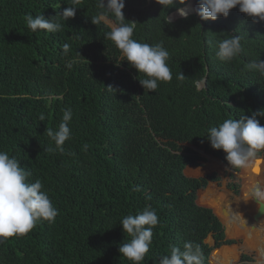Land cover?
Returning <instances> with one entry per match:
<instances>
[{
    "label": "trees",
    "instance_id": "16d2710c",
    "mask_svg": "<svg viewBox=\"0 0 264 264\" xmlns=\"http://www.w3.org/2000/svg\"><path fill=\"white\" fill-rule=\"evenodd\" d=\"M124 4L125 20L137 23L133 39L162 43L169 52L172 80L160 82L154 92L144 90L136 71L121 62L119 50L105 38L110 29L93 23L102 11L99 0H0V151L16 157L30 173L28 182L41 180L58 210L54 222L41 221L23 236L0 241V264H131L118 252L130 239L119 223L146 207L156 211L159 222L142 264H159L172 246L183 249L185 242L199 245L203 264H209L211 250L204 241L224 240L211 211L195 204L196 193L217 181L215 175L186 178L182 167L199 159L173 146L163 153L146 115L155 114L181 146L216 160L205 158L202 174L218 172V162L226 160L209 146L207 130L264 109V74L245 67L264 62V21L246 17L237 7L216 21L195 14L168 23L176 7L187 4ZM69 6L78 9L65 22L59 13ZM29 14L56 15L63 27L56 33L32 32L25 20ZM228 35L242 37V51L223 62L217 45ZM109 85L115 93L106 89ZM65 108L73 113L71 136L64 152L49 153L54 143L46 129L58 128ZM257 119L264 125V117ZM213 192L214 187L204 194L209 209ZM240 250L251 253L241 247L217 249L211 264H235ZM241 262L250 261L242 257Z\"/></svg>",
    "mask_w": 264,
    "mask_h": 264
},
{
    "label": "clouds",
    "instance_id": "9594fccd",
    "mask_svg": "<svg viewBox=\"0 0 264 264\" xmlns=\"http://www.w3.org/2000/svg\"><path fill=\"white\" fill-rule=\"evenodd\" d=\"M79 0H74L78 3ZM159 5H186L188 0H155ZM99 7L102 10L93 23L107 22L110 31L105 33V38L111 41L119 50L121 62L137 73L135 77L140 86L149 92H154L160 82L172 80V72L166 61L169 59V52L162 43L150 45L133 39V33L137 23L126 21L123 9L124 0H99ZM238 11L254 21H264V0H197V8L190 6L176 7V15L186 19L193 11L204 21H216L220 17L226 18L230 10L237 8ZM78 8L66 7L59 17L65 22L75 16ZM114 17V21L110 20ZM168 17V23L171 21ZM28 29L32 32L45 30L47 33H56L63 25L56 19V15L45 18L40 14L35 17H25ZM242 37L239 35H228L218 42L216 56L223 62H229L236 58L242 51ZM63 50L68 51L69 45L64 44ZM120 64V63H119ZM117 64V66H119ZM71 68L69 63L66 65ZM247 70H255L264 74V62H252L247 64ZM139 77V78H138ZM180 79L184 75L180 74ZM106 89L113 93L116 89L109 85ZM71 108L63 110L62 122L57 129L47 128L46 134L54 143L49 147V153L64 152L63 145L71 136L69 122L72 120ZM257 117H264V109H259L251 115H243L239 119H225L218 126L207 130V141L213 150H220L230 168H248L252 158L258 152L264 150V125H261ZM39 119L43 121L45 116L41 114ZM88 145L83 146L87 150ZM30 173L21 167L15 156H10L5 151H0V241L13 236H23L30 232L37 223L47 221L54 222L58 210L53 206L51 199L40 179L28 182ZM248 195L255 199L264 211V190L260 185L254 184L249 189ZM159 222L158 215L154 209L146 207L136 215H127L120 221L123 233L130 239L121 243L118 252L131 264H142L149 252L153 229ZM210 255V254H209ZM246 258V257H245ZM247 264V262H241ZM159 264H203V253L199 245L192 242H185L183 249L172 246L170 255L160 258Z\"/></svg>",
    "mask_w": 264,
    "mask_h": 264
},
{
    "label": "rangeland",
    "instance_id": "374dc122",
    "mask_svg": "<svg viewBox=\"0 0 264 264\" xmlns=\"http://www.w3.org/2000/svg\"><path fill=\"white\" fill-rule=\"evenodd\" d=\"M170 17L172 20L179 18L174 14ZM101 22L110 29L109 23ZM197 88H200L199 85ZM146 118L150 135L158 144H163V153L165 152L164 149L168 148L170 150L173 146L174 151H177V153L186 151L188 157L199 159L192 165L182 167V173L186 178L200 179L215 175L217 179V181L207 184L203 190L198 191L195 195L196 206L211 211L213 219L219 222L223 229L224 240L222 243L214 244L211 237L204 241L211 250L210 254L217 249H238L241 247L245 251L257 254L256 258L251 253L248 254L240 250L235 264H241L239 259L242 257L249 259L250 262H247V264H263L264 250L261 245L263 240L258 239L257 235L259 236L263 232L264 237V211H261L255 199L249 197L248 192L252 185L257 183L264 190V150L258 152L252 158L248 168H230L227 162L217 161L222 166L218 172L202 174V169L205 168V163H207L205 158L215 159L205 155L200 150L190 148L191 146L183 142L184 147L181 146L176 137L165 130L152 112H149ZM231 185H234L235 188L230 189L229 186ZM212 187L217 192L212 193V207L209 209L206 206L207 204L204 203V194ZM239 201L240 203H238ZM207 261L211 264L210 255Z\"/></svg>",
    "mask_w": 264,
    "mask_h": 264
},
{
    "label": "water",
    "instance_id": "95a60500",
    "mask_svg": "<svg viewBox=\"0 0 264 264\" xmlns=\"http://www.w3.org/2000/svg\"><path fill=\"white\" fill-rule=\"evenodd\" d=\"M186 6H190V7H191L192 9H194V10L196 9V5H195V3H194L192 0H190V2H189ZM173 14L175 15L176 12L173 13ZM173 14H171V15H173ZM171 15H170V16H171ZM191 15H195V11H193L192 14H190L189 16H191ZM170 16H169V17H170ZM180 19H183V18H180ZM175 20H176V19H175ZM175 20H172V19H171L170 23H171V22H174ZM167 22H168V18H167ZM191 147H192V146H191ZM193 148H194V147H193Z\"/></svg>",
    "mask_w": 264,
    "mask_h": 264
},
{
    "label": "bare ground",
    "instance_id": "6f19581e",
    "mask_svg": "<svg viewBox=\"0 0 264 264\" xmlns=\"http://www.w3.org/2000/svg\"><path fill=\"white\" fill-rule=\"evenodd\" d=\"M259 239L262 241L261 242V245H262V249L264 250V237H263V232L262 233H260V235H259ZM244 250V249H243ZM245 251V250H244ZM247 252H249V251H247ZM252 253V252H251ZM254 254V253H253ZM262 262H264V260L262 261Z\"/></svg>",
    "mask_w": 264,
    "mask_h": 264
}]
</instances>
